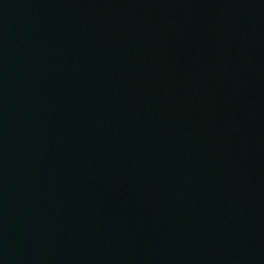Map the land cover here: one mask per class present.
I'll return each mask as SVG.
<instances>
[{
	"label": "water",
	"instance_id": "95a60500",
	"mask_svg": "<svg viewBox=\"0 0 264 264\" xmlns=\"http://www.w3.org/2000/svg\"><path fill=\"white\" fill-rule=\"evenodd\" d=\"M0 211L45 264H264V0H0Z\"/></svg>",
	"mask_w": 264,
	"mask_h": 264
}]
</instances>
